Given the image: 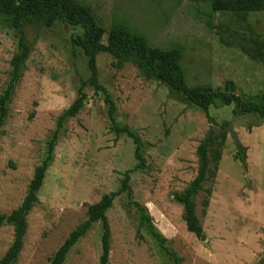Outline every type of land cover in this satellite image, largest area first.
I'll return each instance as SVG.
<instances>
[{
  "label": "rangeland",
  "instance_id": "rangeland-1",
  "mask_svg": "<svg viewBox=\"0 0 264 264\" xmlns=\"http://www.w3.org/2000/svg\"><path fill=\"white\" fill-rule=\"evenodd\" d=\"M72 1L88 7L105 30L122 28L142 36L149 47L179 48L189 86L223 90L232 80L244 99L264 96V11H214L210 0ZM22 30L29 55L0 134V215L21 203L57 118L80 88L85 99L78 114L63 123L15 264H48L86 218V206L118 191L127 170L131 197L119 193L106 211L110 264H264V119L218 103L209 107V120L166 84L143 76L130 59L99 53L97 79L115 104L116 121L140 140L145 167L134 170L131 138L110 130L102 92L82 86L90 75L87 58L70 43L81 28L23 22ZM18 39L10 18L0 15V96L10 60L19 53ZM222 120L229 126L205 214L202 196L197 198L204 233L199 240L187 231L182 205L172 194L195 177L196 148ZM132 202L146 207L166 239L163 246L141 225ZM101 234V222H93L63 264H99ZM12 240V227L0 224V257Z\"/></svg>",
  "mask_w": 264,
  "mask_h": 264
},
{
  "label": "trees",
  "instance_id": "trees-1",
  "mask_svg": "<svg viewBox=\"0 0 264 264\" xmlns=\"http://www.w3.org/2000/svg\"><path fill=\"white\" fill-rule=\"evenodd\" d=\"M210 6L212 10L221 12H261L264 11V0H210ZM0 15L9 17L13 28L19 34V53L15 54L10 60V78L0 96V134L7 117L8 104L16 85L22 77L24 62L29 55V47L24 41L23 22H41L46 27L52 26L55 22H61L68 26L81 28V34L72 36L70 43L73 47L80 48L87 58V68L90 75L87 80L83 81L82 86L89 85L96 94L102 92L103 100L108 105L107 117L110 122V130L116 135L125 133L131 138L134 144L133 156L136 160L134 170L145 167V159L140 152V140L127 127L119 125L116 121L115 104L108 95L107 90L99 84L97 79L96 56L99 53H107L118 59H130L143 76L160 80L171 90L200 108L209 120H211L209 107L216 106L218 103L223 106L233 105L235 113H255L261 119H264V96L259 101L244 99L236 93L237 87L232 80H227L224 83L223 90H215L209 86H189L185 81V75L180 64L182 53L179 48L160 49L149 47L142 36L132 34L122 28L114 27L105 30L96 23L88 7L72 0H0ZM84 99L85 94L80 88L78 95L70 106L57 118L55 128L48 138L46 155L34 167L21 203L9 214L0 215V224L5 223L13 229V240L0 257V264H15L17 261L27 231V215L38 202L37 193L42 186L63 123L78 114L84 106ZM228 126L229 122L222 120L218 124V131H215L212 126L209 127L205 137L196 148L198 169L195 177L182 191L172 194L173 199L182 205L181 217L187 231L199 240L204 239V233L197 215V198L200 195L202 196L200 200L201 213L205 214L218 171ZM239 159L245 168L244 158L240 157ZM131 171L124 172L118 191L104 194L97 202L86 206V218L70 231L63 243L54 252L48 264H63L68 251L90 229L95 221H100L102 225L99 264H110V229L106 211L112 206L113 199L119 193L125 191L127 196L131 197L132 192L128 184ZM132 205L140 212L141 225L147 224L152 237L163 246L166 239L155 230L152 218L147 214L146 207L137 202H132Z\"/></svg>",
  "mask_w": 264,
  "mask_h": 264
}]
</instances>
